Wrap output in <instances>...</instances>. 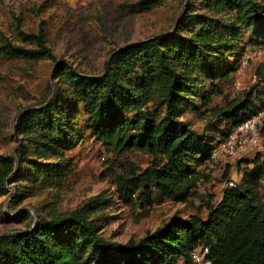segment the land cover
<instances>
[{"label":"trees","instance_id":"obj_1","mask_svg":"<svg viewBox=\"0 0 264 264\" xmlns=\"http://www.w3.org/2000/svg\"><path fill=\"white\" fill-rule=\"evenodd\" d=\"M165 1L140 0L130 5L131 12ZM180 5L184 9L172 31L116 49L97 75L57 60L43 25L26 32L16 18L22 44L0 29V57L55 62L49 96L17 119L15 155L0 153V197L13 184L16 208L27 196L63 185L75 167L71 152L87 135L114 157L131 151L149 156L145 168L127 162L113 182L126 205L187 203L197 195L214 150L264 108V90L256 88L213 106L247 48H264V0ZM194 111L226 122L223 138L214 144L215 136L208 134L217 131L214 123L203 131L193 127L186 116ZM242 163L241 180L227 185L220 200L210 196L205 218L176 215L140 240L121 243L106 238L92 217L104 203L95 197L72 213L41 216L34 227L0 235V264H192L199 246L209 248L216 264H264V151L240 168Z\"/></svg>","mask_w":264,"mask_h":264},{"label":"rangeland","instance_id":"obj_2","mask_svg":"<svg viewBox=\"0 0 264 264\" xmlns=\"http://www.w3.org/2000/svg\"><path fill=\"white\" fill-rule=\"evenodd\" d=\"M138 1L0 0V29L13 42L22 44L16 34V18L22 20L26 32H37L43 25L57 60L65 61L84 73L97 75L103 72L105 62L116 49L172 31L184 9L180 8L181 0H166L162 6L150 11L132 13L130 5ZM250 49L253 47H248L247 51ZM54 68L52 60L26 62L0 57L1 154L15 155L18 143L13 138V131L17 119L24 109L38 106L49 96L54 83ZM253 88L264 90V53L251 59L244 68L240 65L225 95L216 98L213 106H223ZM186 117L200 131L216 124L217 131L208 132L215 136L214 144L227 131V123L221 124L218 119L211 118L210 113L194 111ZM262 135L260 143L264 147ZM263 151L258 148L246 150L237 161L220 154L218 162L207 169L197 195L187 203L166 200L142 208L126 205L113 182L126 168L127 162L145 168L149 164V156L131 151L114 157L97 138L87 135L71 152L75 167L63 185L27 196L15 208L16 191L13 184H8L9 193L0 197V235L34 227L41 216L72 213L85 206L91 198L100 197L104 200L102 209L92 217L99 220L102 234L121 243L130 239L140 240L173 216L205 218L208 213L205 204L210 196L215 201L220 200L221 192L230 180H241L239 164ZM245 162L240 168L245 167ZM21 213L30 219L26 220Z\"/></svg>","mask_w":264,"mask_h":264},{"label":"built area","instance_id":"obj_3","mask_svg":"<svg viewBox=\"0 0 264 264\" xmlns=\"http://www.w3.org/2000/svg\"><path fill=\"white\" fill-rule=\"evenodd\" d=\"M264 53V48H253L246 51L241 62V68H244L251 59L260 57ZM264 124V108H261L251 117L247 118L242 123L238 124L228 137L223 141L217 149L214 150L211 159L208 161L209 166L214 162H218L220 154H225L226 157L233 161L239 160L244 152L249 149L258 148L260 150L264 147L260 143L261 128ZM228 186L233 187L236 181L230 180ZM192 264H216L210 257V250L208 247L199 246L191 255Z\"/></svg>","mask_w":264,"mask_h":264}]
</instances>
